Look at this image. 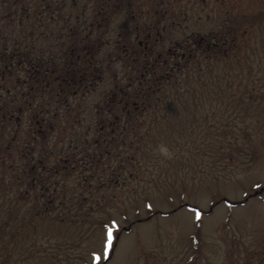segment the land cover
<instances>
[{
    "label": "trees",
    "instance_id": "16d2710c",
    "mask_svg": "<svg viewBox=\"0 0 264 264\" xmlns=\"http://www.w3.org/2000/svg\"><path fill=\"white\" fill-rule=\"evenodd\" d=\"M139 2L0 0V198L33 218H93L102 191L139 177L170 106L236 48L215 30L169 39L188 21Z\"/></svg>",
    "mask_w": 264,
    "mask_h": 264
},
{
    "label": "rangeland",
    "instance_id": "374dc122",
    "mask_svg": "<svg viewBox=\"0 0 264 264\" xmlns=\"http://www.w3.org/2000/svg\"><path fill=\"white\" fill-rule=\"evenodd\" d=\"M139 4L165 8L164 21H188L169 39L215 30L236 48L170 106L148 138L143 172L102 191L93 218H33L31 203L0 198V264H264V0ZM121 21L118 13L111 24ZM190 206L202 210L200 222Z\"/></svg>",
    "mask_w": 264,
    "mask_h": 264
},
{
    "label": "snow or ice",
    "instance_id": "6c2138e0",
    "mask_svg": "<svg viewBox=\"0 0 264 264\" xmlns=\"http://www.w3.org/2000/svg\"><path fill=\"white\" fill-rule=\"evenodd\" d=\"M254 186L256 188H260L261 187V185L258 184V183L255 184ZM245 195H247V193H245ZM228 206L231 207V204H228ZM147 207L148 208H151L152 205L151 204H148ZM189 210L195 214V220L197 222H200L202 220V210L201 209L190 206ZM105 227H106V230H107V240L105 242L104 252L106 254L105 255V259H107L108 258L107 253H109V251H110V249L112 247L113 231H114V228L115 227H118V225H117L116 221L113 220L111 222V225H106ZM93 257L95 259H97V260L100 259L99 255H97L96 253H93Z\"/></svg>",
    "mask_w": 264,
    "mask_h": 264
},
{
    "label": "clouds",
    "instance_id": "9594fccd",
    "mask_svg": "<svg viewBox=\"0 0 264 264\" xmlns=\"http://www.w3.org/2000/svg\"><path fill=\"white\" fill-rule=\"evenodd\" d=\"M157 149L161 156L167 159H171L174 155L172 150L166 144H160L157 146Z\"/></svg>",
    "mask_w": 264,
    "mask_h": 264
}]
</instances>
